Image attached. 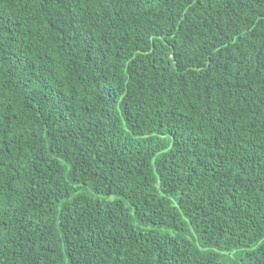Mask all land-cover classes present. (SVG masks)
<instances>
[{
	"label": "trees",
	"instance_id": "obj_1",
	"mask_svg": "<svg viewBox=\"0 0 264 264\" xmlns=\"http://www.w3.org/2000/svg\"><path fill=\"white\" fill-rule=\"evenodd\" d=\"M0 264H264V0H0Z\"/></svg>",
	"mask_w": 264,
	"mask_h": 264
}]
</instances>
